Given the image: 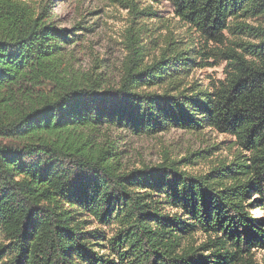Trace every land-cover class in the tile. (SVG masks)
I'll list each match as a JSON object with an SVG mask.
<instances>
[{"label":"trees","instance_id":"trees-1","mask_svg":"<svg viewBox=\"0 0 264 264\" xmlns=\"http://www.w3.org/2000/svg\"><path fill=\"white\" fill-rule=\"evenodd\" d=\"M125 1L133 19L146 11ZM168 1L198 40L152 42L131 25L117 83L102 87L68 76L71 39L43 5L0 0V264H252L264 247L251 214L264 210V0ZM209 59L223 78L190 81ZM104 126L209 127L247 156L197 175L186 158L123 169L95 141Z\"/></svg>","mask_w":264,"mask_h":264},{"label":"rangeland","instance_id":"rangeland-1","mask_svg":"<svg viewBox=\"0 0 264 264\" xmlns=\"http://www.w3.org/2000/svg\"><path fill=\"white\" fill-rule=\"evenodd\" d=\"M28 1L43 5L49 22L67 30L71 40L61 47L68 76L81 83L89 84L92 79L98 80L102 87L117 83L125 54L123 41L131 25L136 28L144 25V36L152 42H160L167 31L178 37L192 36L198 40L192 29L175 16L168 0H134L138 9L146 10L135 19L125 0ZM243 21L257 25L262 19L254 17ZM226 35L233 39L231 34ZM240 39L255 43L250 36L242 35ZM208 63L196 67L189 76L190 81L209 86L222 79L224 63H217L214 59H209ZM95 141L104 147L114 146L123 169L156 165L166 157L175 160L186 158L179 169L197 175L220 162L242 161L247 156L233 135L209 127L193 131L171 127L156 134L137 135L126 128L104 126L95 134ZM244 178L239 174L236 180ZM251 214L264 219V210L260 208L252 209ZM105 229L110 233L109 228ZM194 238L200 241L203 236L199 234ZM250 258L252 264H264V247L252 248Z\"/></svg>","mask_w":264,"mask_h":264}]
</instances>
